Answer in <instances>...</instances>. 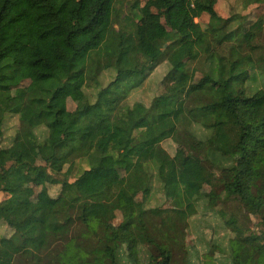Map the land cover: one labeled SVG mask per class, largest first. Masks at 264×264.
Instances as JSON below:
<instances>
[{"label": "trees", "instance_id": "trees-1", "mask_svg": "<svg viewBox=\"0 0 264 264\" xmlns=\"http://www.w3.org/2000/svg\"><path fill=\"white\" fill-rule=\"evenodd\" d=\"M215 1L135 0L125 23L111 0H0V248L15 246L12 264H59L67 246L74 264H240L234 234L250 228L239 215L264 226V193L247 190L260 169L264 186L262 96L253 97L264 95V35L245 34L255 17L242 12L202 27ZM116 21L137 44L121 42ZM179 46L185 62L163 68ZM142 55L150 62L139 68ZM188 60L197 80L164 116L160 90ZM73 73L84 84L70 94ZM27 107L32 120L21 117ZM219 107L233 117L234 151L185 154L190 137L213 134ZM95 151L97 165L66 178ZM212 165L231 181L214 182ZM208 183L217 188L206 194ZM178 224L187 240L173 251L167 237Z\"/></svg>", "mask_w": 264, "mask_h": 264}, {"label": "rangeland", "instance_id": "rangeland-1", "mask_svg": "<svg viewBox=\"0 0 264 264\" xmlns=\"http://www.w3.org/2000/svg\"><path fill=\"white\" fill-rule=\"evenodd\" d=\"M114 11L118 13L125 23L131 21L132 8L131 3L135 0H111ZM143 1L138 0V6H142ZM214 9L216 11V17L203 13L197 20L204 28L208 27H217L222 23V20L230 17L232 14L242 12L244 14L249 13L255 18V23L251 27L250 32L245 34H252V41L256 40L258 35L257 33H262L264 35V7L262 6V0H216L214 3ZM237 18V17H236ZM116 29L120 30V24L116 21L113 22ZM239 24V21H236V26ZM121 42L124 45L128 44H137V35L134 29L129 28L128 30H120ZM161 46H159L160 48ZM164 48V46H162ZM187 53L184 48L176 47L170 55L165 57L160 65L163 64V68H169L171 64H167V61L171 63L176 62H185ZM150 62L149 58L145 55H142L141 61L139 63V68L147 65ZM156 68L155 71L160 69ZM194 62L188 60L186 62L183 73L180 78L168 86L161 88L160 92L163 93L162 99V115L167 116L171 115L174 108L173 105L181 97H183L184 91L189 88L197 79L194 73ZM258 68L264 71V62L259 63ZM71 85L68 89L70 94L77 90V85L84 84V78L82 74L73 73L70 78ZM77 84V85H76ZM262 96V102H258L257 113L255 114V123L264 122V95L260 93L259 95H254L255 98H260ZM110 100V99H109ZM100 109H103L102 105H98ZM36 116L35 112L27 107L22 111L23 119H34ZM211 120L216 123L214 127L213 134L209 139L205 141H200L197 138L190 137L187 141L186 147H183V152L187 153H198L200 151L213 150L217 152H226V154L220 156L222 160L226 159L229 155L227 153L234 151V140L235 133L231 130V124L233 122V117L228 110L225 108L219 107L211 110ZM1 135V131H0ZM100 158L98 151L92 152L88 157L74 161L69 168L67 169L65 176L67 179L72 181L78 176V174L86 168L93 167L97 165ZM4 168H7L8 165H4ZM211 171L214 173L213 181L221 179L224 182H230L232 177L231 171H225L218 169L215 165L211 166ZM261 171V169H260ZM257 177L249 183L248 192L255 197H259L264 193L263 180L260 177L259 173ZM216 185L208 183L203 192L209 193L211 190H216ZM3 195L0 192V206L2 205ZM239 221L245 223L250 229L235 231L234 241L236 243V251L234 256L240 264H246L250 258L254 255H258L261 259H264V226L255 224L254 217L248 210H244L239 215ZM136 240L143 244L144 235L139 226H131ZM238 230V228H235ZM121 240L125 238L121 235ZM187 240L186 234L184 232V227L181 224L176 226L175 232L168 235L167 237V248L175 251L179 246L185 244ZM2 245L0 248V264H12L13 257L16 253L15 246L8 240H2ZM59 264H74L77 263V256L73 249L69 246L65 247L64 250L58 255Z\"/></svg>", "mask_w": 264, "mask_h": 264}, {"label": "built area", "instance_id": "built-area-1", "mask_svg": "<svg viewBox=\"0 0 264 264\" xmlns=\"http://www.w3.org/2000/svg\"><path fill=\"white\" fill-rule=\"evenodd\" d=\"M141 1H143V0H141Z\"/></svg>", "mask_w": 264, "mask_h": 264}, {"label": "clouds", "instance_id": "clouds-1", "mask_svg": "<svg viewBox=\"0 0 264 264\" xmlns=\"http://www.w3.org/2000/svg\"><path fill=\"white\" fill-rule=\"evenodd\" d=\"M143 2H144V0H143Z\"/></svg>", "mask_w": 264, "mask_h": 264}]
</instances>
